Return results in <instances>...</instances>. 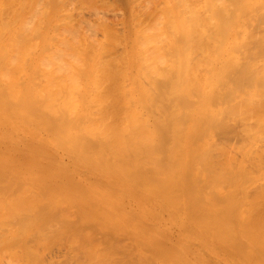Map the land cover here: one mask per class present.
I'll use <instances>...</instances> for the list:
<instances>
[{"label": "bare ground", "instance_id": "bare-ground-1", "mask_svg": "<svg viewBox=\"0 0 264 264\" xmlns=\"http://www.w3.org/2000/svg\"><path fill=\"white\" fill-rule=\"evenodd\" d=\"M20 1L0 0V124L30 125L47 154L86 169L68 187L89 191L62 193L35 158L14 174L24 153L8 145L0 264H264V0ZM98 2L123 9L124 45L85 43L105 38L85 33L106 29ZM154 208L193 255L149 239L166 226L138 223Z\"/></svg>", "mask_w": 264, "mask_h": 264}, {"label": "rangeland", "instance_id": "rangeland-1", "mask_svg": "<svg viewBox=\"0 0 264 264\" xmlns=\"http://www.w3.org/2000/svg\"><path fill=\"white\" fill-rule=\"evenodd\" d=\"M24 1V0H23ZM22 1V2H23ZM21 2V1H20ZM22 2H21V4H22ZM24 3V2H23ZM21 4H20V6H21ZM100 4V5H99ZM24 4H22V6H23ZM20 6L18 7H16L15 8V12L17 13V11H18V8H20ZM98 9L99 10H101L102 11V15H103V18L105 19V21L107 22V24L105 25L106 26V29H104V27L102 26H100V25H98L97 27L99 28V26L101 27V29H99V30H104V32H103V30L102 31H100V32H98L99 30L97 29V27H95L94 26V28H92V29H90L91 28V26H89V27H87V30H86V27H85V29L84 30H82V31H85L86 30V32L85 33H87V35H89L90 34V36H91V33H93L94 34V37H96V38H98V37H101L102 35L104 36L105 35V38L104 39H106V40H104V39H102V37L99 39L98 38V41H97V39H93L94 41H97V43L96 42H94L92 39V41H90V42H88V41H86L85 43L86 44H90V43H94V44H91L92 46H100L101 45V43H102V40L105 42L104 44L107 46H104V44L102 43V45H103V47L102 48H111V47H109L110 45H113V44H110V43H112V42H114L115 43V45H114V47L115 46H117L116 44L117 43H119V44H121V46L122 45H124V44H122L124 41H122L121 40V38H120V36L122 37L124 34H126V29H124L123 28V26L121 25V20H120V18H121V16L122 17H124V14H123V9L120 7V6H118L117 5V7H116V5L115 4H111L110 2H98ZM107 6V7H106ZM112 7V8H111ZM120 9H119V8ZM17 9V10H16ZM117 9H119V11L117 10ZM19 10H21V8L19 9ZM103 11H104V13L105 14H103ZM108 11V12H107ZM111 11V12H110ZM115 11V12H114ZM122 11V12H121ZM20 13L19 14H17L18 15V17H20L21 18V15H22V18H21V20H23V16H25L27 13H28V10H22V11H19ZM110 12V13H109ZM114 12V13H113ZM29 13H31L30 11H29ZM120 14V15H119ZM122 14V15H121ZM114 15H115V17H114ZM27 16L29 17L30 15H28L27 14ZM119 16V17H118ZM28 17H25L24 19H25V21H26V19H28ZM123 19V18H122ZM24 21V20H23ZM115 21V22H114ZM110 27V28H108L107 29V27ZM93 27V26H92ZM88 28H89V30H88ZM96 28V29H95ZM114 28H116V29H114ZM95 30V33H94V30ZM118 29V30H117ZM90 30H92V32L90 31ZM98 30V31H97ZM105 30H106V32H105ZM109 30V31H108ZM110 30H112L111 32H110ZM119 30H120V32H119ZM122 30V31H121ZM90 31V32H89ZM103 32V33H102ZM123 34H122V33ZM102 33V34H101ZM105 33V34H104ZM107 33H109L108 34V36H110L109 38L106 36V34ZM116 33V34H115ZM93 34H92V36L91 37H93ZM120 34H122V35H120ZM97 35V36H96ZM101 35V36H100ZM113 35V36H112ZM114 35H115V37H114ZM112 36V37H111ZM114 37V38H113ZM108 38V39H107ZM113 38V39H112ZM111 39H112V42H111ZM37 41H40V38H38V39H36ZM115 40V41H114ZM117 40V41H116ZM120 40V41H119ZM107 41H108V43H107ZM134 41H137V40H133V42ZM84 43V42H83ZM83 43H81V44H83ZM108 45H107V44ZM130 43H132V42H128V45H130ZM98 44V45H97ZM118 44V49L119 48H121L120 47V45ZM127 45V44H126ZM113 50V49H112ZM0 103H1V101H0ZM6 103H8V102H6ZM9 104V103H8ZM8 104H5L6 106L8 105ZM10 105V104H9ZM11 107H13V109L15 108V105H12V106H10V108ZM8 108H9V106H8ZM10 110L11 109H9V110H6V111H8V112H10ZM12 111V110H11ZM14 111V110H13ZM12 111V112H13ZM8 118H11V117H8ZM12 119V118H11ZM11 119H7V122L5 123V124H0V147L3 145V147H1L0 148V152H1V150L2 151H4V152H1L0 153V162H2L1 160H4V157H5V159L7 158V155H9L10 153H8L7 155L6 154H2V153H7V152H9V150L10 149H16V148H18L19 149V151H18V153H24L23 155V157L24 158H26V159H23V157H20L19 156V154L16 152L17 151V149L14 151V152H16L17 154V156H19L20 158H17V157H14L15 155V153L13 154V152L11 151V154H12V156L15 158V160H13V162H12V166H11V170L12 171H15L16 173H14V174H17V175H21V176H28V173H30V171H27V169L28 168H30V167H33L32 166V163L36 160V163H33V164H35L34 165V167L33 168H35L36 169V172H38L39 171V169H40V171L42 172L43 170H46V166L47 165H45V164H47L50 160L52 161V162H54V163H52L51 161H50V163H49V174H51L52 173V171H54V176H51V175H47V170L45 171V173H44V171L41 173L40 171L38 172L40 175H42V176H44V175H46V176H49V178H57V180L59 179H61L60 177H64V178H62V181H63V187L61 186V191H62V193H65V192H69L70 191V193H72L73 191H75V189H73V188H70V187H68V185L66 184L67 182H66V178H67V176L69 177V179H70V177H71V179L72 178H74V180L76 181L77 180V178H76V175H77V172H84V173H87V171H86V169H82V168H79V166H76L73 170H72V168L73 167H71L70 165H69V163H68V161L66 160V157H64V156H61L60 154H59V150H57L55 147H51L50 148V146H52V144L49 142V150H51V153H53V154H51L50 153V155L49 154H47L48 153V149H47V147H46V145L48 146V143L47 142H45V141H43V140H40V139H38V138H34V137H31L30 136V134L31 135H33V132L31 131V126L30 125H26L25 123H24V121H22L23 123L21 124V121H19L18 120V122L22 125V126H24V127H21V126H16V125H13L11 122L13 121V120H15L14 118H13V120H11ZM17 120V119H16ZM12 126V130L9 128V127H11ZM19 128V130L18 131H20V133H22V134H20L17 130H15V128ZM28 128V129H27ZM24 129L25 130H29V132H27V133H25L24 132ZM8 130V131H7ZM2 132H4V133H2ZM8 132H11V134H9ZM15 132H16V134H15ZM32 132V133H31ZM5 133H6V136H7V138H6V136H5ZM13 133V134H12ZM18 133V134H17ZM4 134V135H3ZM24 134V135H23ZM28 134V135H27ZM10 135H11V137H10ZM27 135V136H26ZM3 136H5V137H3ZM9 136V137H8ZM25 137V138H24ZM17 139V140H16ZM23 139V140H22ZM25 140H26V142H25ZM29 140H30V143H29ZM1 142H2V144H1ZM8 142V143H7ZM40 142V143H39ZM31 144V146L34 144L35 146H37V145H39V146H41L40 148H43V151H44V153H43V151L41 152H37V151H35V147H31V146H27V145H25V144ZM36 143V144H35ZM4 145H5V147H4ZM6 145L8 146H12V148H10L9 146L8 147H6ZM38 147V146H37ZM6 148V149H5ZM7 148H10L8 151H7ZM31 148H33V149H31ZM5 149V150H4ZM12 149V150H13ZM52 149L53 150H57V152H52ZM21 150V151H20ZM23 150V151H22ZM47 150V151H46ZM6 151V152H5ZM33 151H34V153H37V154H34L33 153ZM46 151V152H45ZM59 151V152H58ZM27 152H29V153H27ZM28 154V156H26L25 157V154ZM32 153H33V155H32ZM46 153V154H45ZM2 154V155H1ZM10 154V155H11ZM26 154V155H27ZM6 155V156H5ZM9 155V156H10ZM32 155V157H30ZM34 155H35V157H34ZM42 155V156H41ZM49 155V156H48ZM8 156V157H9ZM22 156V155H21ZM53 156V157H52ZM50 157V158H49ZM54 157H55V159H54ZM2 158V159H1ZM32 158H35V160H32V161H28L27 159H32ZM42 158H44V160L42 159ZM48 158H49V161H47L48 160ZM60 158H63V159H60ZM65 158V159H64ZM22 160V161H24V162H22V161H20V160ZM40 159V160H39ZM45 159H47V160H45ZM26 160H27V162H26ZM40 161V162H39ZM57 161V162H56ZM26 162V163H25ZM31 162V163H30ZM47 162V163H46ZM59 162V164H57ZM2 163H5V162H2ZM28 163V164H27ZM37 163H38V167H41L42 166V168H39L38 170H37ZM41 164V166H39L40 164ZM43 163H44V165H43ZM56 164L58 165V166H56ZM30 165V166H29ZM65 167H64V166ZM56 166V167H55ZM62 166V167H61ZM18 167H20V169H23L22 170V172L23 173H21V170H20V172H19V168ZM25 167L27 168V169H25ZM63 168V169H61V168ZM61 169V172H63V173H61L62 174V176L59 174V172H58V169ZM67 168V169H66ZM18 169V170H17ZM24 169H25V171L27 172V174L25 175V171H24ZM54 169V170H53ZM29 170V169H28ZM65 170H67V171H65ZM69 172V173H68ZM90 173V172H89ZM59 174V175H58ZM69 175H74L73 177L72 176H69ZM66 176V177H65ZM59 177V178H58ZM64 179V180H63ZM57 180H55V181H57ZM82 180V179H81ZM81 180H79L78 182H81ZM96 181L94 178L93 179H91L90 181H88V182H93V181ZM53 181V180H52ZM68 182H69V180H68ZM97 182V181H96ZM95 182V183H96ZM94 183V182H93ZM53 184H55V183H53ZM66 184V185H65ZM65 185V186H64ZM52 186H54V185H52ZM64 187H66V188H64ZM80 187V189L78 190L76 187V191L75 192H85V190H86V192H88L89 190H87L84 186H82L81 187V185L79 186ZM106 187V188H105ZM69 188V189H68ZM82 188V189H81ZM107 188H108V191H107ZM62 189H66V191L65 190H62ZM67 189H68V191H67ZM71 189V190H70ZM72 189H73V191H72ZM102 189L104 190V193L107 195V193H108V195L107 196H109L110 195V191H111V193H112V191H113V187H109V186H102ZM148 202H146V204H145V202H144V204H142V206H144V207H149L150 206V204L148 203ZM66 206H68V205H66ZM141 206V205H140ZM70 207V206H69ZM71 209L73 210V207H71ZM140 209H141V207H140ZM69 208H67L66 207V209H65V212H66V214L68 215V213H70V211H72V210H70ZM142 210V209H141ZM68 211V212H67ZM121 211H123V210H121ZM74 212V211H73ZM146 212V214H148V216L151 214V211H145ZM157 215V217L158 218H161V219H163V225H166L164 228H162V227H160L161 228V230H164L165 232H163V234L162 235H160V236H157V237H150L149 239H151V240H158L157 238H159L160 240H162V241H166L167 243H169L170 245H173L172 247H171V251H173V252H175L176 250L177 251H179V250H181V251H184L185 252V254H186V252L188 253L186 256L187 257H190L191 256V254L194 252H196V250H195V246H194V244L193 243H191L189 240H187L184 236H182V235H180V234H178V233H174V231L175 230H178V229H176L175 227H174V225L172 224V223H170V222H167L166 221V217L162 214V212H160V210H156V208H154L153 210H152V214L149 216V217H147V218H140V220L138 221V223L139 224H141V225H143L144 227H146V229L145 230H147V232H148V234H153V231H151L150 229L152 228V229H154L155 228V223H156V221H154L155 219H157V217H156V215ZM75 215V217H76V214L74 213L73 214V216ZM153 215H154V218H153ZM69 217H67V218H69V220L70 221H74L73 220V218H75V217H73L72 216V214L70 215H68ZM72 219V220H71ZM153 221H151V220ZM146 221H148V222H146ZM145 222V223H144ZM169 223V224H168ZM148 225L149 226V224H150V229L148 228L147 229V226L146 225ZM153 224V227L151 226ZM159 228V229H160ZM168 228V229H167ZM63 229H65V227L63 226L62 227V230ZM156 229V228H155ZM149 231H150V233H149ZM175 234V235H174ZM173 235V236H172ZM73 236V235H72ZM163 236V237H162ZM167 238H166V237ZM170 236V237H169ZM175 236V237H174ZM61 238L59 239L60 241H62L61 242V245H62V243H63V245H64V243L66 242V244H69V242H71L72 241V239L73 238H71L70 236V238H68L67 236H66V238H67V240H66V238L64 237V236H60ZM63 237V238H62ZM74 237V236H73ZM75 237H76V235H75ZM58 238L59 237H56V238H52L53 239V243L55 244H57L58 242H54V241H56V240H58ZM170 238V239H169ZM182 238V239H181ZM183 238H185V239H183ZM51 239V240H52ZM66 240V241H64V240ZM68 239H70V241L68 240ZM171 239H173V241H171ZM50 240V241H51ZM58 240V241H59ZM50 241H49V244L50 245H53V246H56V244L54 245L53 243H50ZM64 241V242H63ZM60 244V242L58 243V245ZM71 244V243H70ZM185 244V245H184ZM61 245H59V246H61ZM62 245V246H63ZM192 245L194 246V247H192ZM52 246V247H53ZM59 246H57V247H59ZM62 246H61V248H62ZM65 246V245H64ZM68 247V245H66L65 247H63V250L64 249H66ZM174 247H175V249H174ZM181 247V248H180ZM187 247H189V249H187ZM180 248V249H179ZM174 249V250H173ZM56 251V250H55ZM54 251V252H55ZM53 252V254L55 255L56 253H54ZM178 253H181L180 251L179 252H176V255H178ZM193 253V254H194ZM61 254V253H60ZM192 254V255H193ZM197 254V253H196ZM57 255V254H56ZM179 256L181 257H183L184 259H186L187 257H185V256H183V254H179ZM212 257V258H211ZM215 257V256H214ZM214 257L213 256H211L210 254L208 255L207 254V256H206V259H207V261L208 262H210L211 261V264H216L215 262H214ZM217 258V257H216ZM188 259V258H187ZM210 260V261H209ZM218 260V259H217ZM219 262V261H218ZM218 264V263H217Z\"/></svg>", "mask_w": 264, "mask_h": 264}]
</instances>
